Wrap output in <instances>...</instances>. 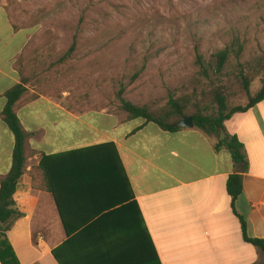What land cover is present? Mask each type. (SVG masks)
I'll use <instances>...</instances> for the list:
<instances>
[{
  "label": "crops",
  "instance_id": "0c3cea01",
  "mask_svg": "<svg viewBox=\"0 0 264 264\" xmlns=\"http://www.w3.org/2000/svg\"><path fill=\"white\" fill-rule=\"evenodd\" d=\"M33 34L16 28L0 0V181L15 145L1 119L5 93L21 83L16 63ZM28 89L37 98L16 107L26 132L14 194L23 216L0 231V264H263L240 217L264 239V100L225 123L249 162L233 200L227 181L238 169L227 148H215L220 135L79 112Z\"/></svg>",
  "mask_w": 264,
  "mask_h": 264
},
{
  "label": "rangeland",
  "instance_id": "374dc122",
  "mask_svg": "<svg viewBox=\"0 0 264 264\" xmlns=\"http://www.w3.org/2000/svg\"><path fill=\"white\" fill-rule=\"evenodd\" d=\"M1 2L17 27L34 32L21 59L27 86L83 108L127 117L123 91L155 114L170 98L196 110L209 106L218 88L230 107L245 105L241 71L252 94L262 86L264 0ZM226 48L230 59L217 72V54Z\"/></svg>",
  "mask_w": 264,
  "mask_h": 264
},
{
  "label": "trees",
  "instance_id": "16d2710c",
  "mask_svg": "<svg viewBox=\"0 0 264 264\" xmlns=\"http://www.w3.org/2000/svg\"><path fill=\"white\" fill-rule=\"evenodd\" d=\"M16 28H18L16 26ZM75 50V44L70 48L69 52ZM23 54L18 58L16 63V70L21 75V83L14 85L6 91V104L1 112V119L10 128L15 137V145L13 150L12 166L10 171L0 181V231L4 232L13 226L14 222L23 216V213L16 207L14 194L17 190L18 183L26 171V155H25V139L26 132L22 128L20 119L16 112V107L24 98L26 100H34L37 95H27L29 89L27 87L28 77L25 71L28 69L25 64L21 63ZM230 59V52L226 48L217 54V72H223ZM260 74L264 75V58L259 65ZM241 78L244 89L248 95V102L245 105H237L230 107L224 92L218 88L212 95L210 105L192 110L189 107V102L184 98H170L168 103L162 110L155 114L146 106H138L122 97L123 91L119 93L121 101V109L127 113L128 119H145L146 122L156 123L163 130L168 132H177L185 129L178 126V124L186 117L192 116L195 127L204 130L210 136H219L221 129L226 133V137L217 141L216 149L222 147L227 148L233 157L238 172L231 175L227 181V191L233 200L237 199L243 193V174L249 167L248 158L245 152L244 144L236 135H231L227 132L225 123L232 118L236 113H244L256 106L264 100V78L262 86L255 94L251 93L252 80L241 71ZM72 104L78 105V111L84 112L94 108H83L81 104L73 101ZM72 107V106H70ZM72 108H75L74 106ZM244 239L253 244L264 257V239L250 236L248 233V223L246 218L240 217ZM66 225V223H64ZM86 224V223H84ZM67 227V226H66ZM86 228V227H85ZM69 233V232H68ZM2 243V241H1ZM153 248V247H152ZM154 251V250H153ZM54 255L55 250H54ZM156 255V254H155ZM157 264H161L158 262ZM264 264V262H263Z\"/></svg>",
  "mask_w": 264,
  "mask_h": 264
},
{
  "label": "water",
  "instance_id": "95a60500",
  "mask_svg": "<svg viewBox=\"0 0 264 264\" xmlns=\"http://www.w3.org/2000/svg\"><path fill=\"white\" fill-rule=\"evenodd\" d=\"M178 126L184 127V128H192L195 126L194 120L192 116H186L179 124ZM226 137V133L223 129L220 131V136L218 137L219 141L223 140Z\"/></svg>",
  "mask_w": 264,
  "mask_h": 264
}]
</instances>
